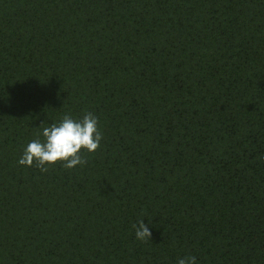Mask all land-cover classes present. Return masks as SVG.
I'll list each match as a JSON object with an SVG mask.
<instances>
[{"label": "trees", "instance_id": "obj_1", "mask_svg": "<svg viewBox=\"0 0 264 264\" xmlns=\"http://www.w3.org/2000/svg\"><path fill=\"white\" fill-rule=\"evenodd\" d=\"M88 112L82 165L17 163ZM187 256L264 264V0H0V264Z\"/></svg>", "mask_w": 264, "mask_h": 264}, {"label": "clouds", "instance_id": "obj_2", "mask_svg": "<svg viewBox=\"0 0 264 264\" xmlns=\"http://www.w3.org/2000/svg\"><path fill=\"white\" fill-rule=\"evenodd\" d=\"M101 139L98 118L92 113H85L78 120L65 115L57 123L44 127L37 138L26 145L17 163L25 167L35 163L41 171H46L47 165L61 161L64 167L73 168L83 164L81 150L94 152L100 146ZM133 227L136 239L150 237L151 232L143 219ZM177 264H196V259L193 256L183 257Z\"/></svg>", "mask_w": 264, "mask_h": 264}]
</instances>
